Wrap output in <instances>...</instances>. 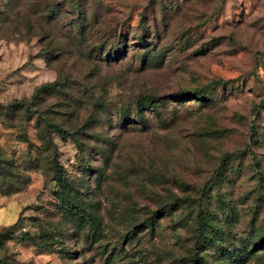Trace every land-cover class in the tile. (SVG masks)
I'll return each instance as SVG.
<instances>
[{"label": "rangeland", "instance_id": "obj_1", "mask_svg": "<svg viewBox=\"0 0 264 264\" xmlns=\"http://www.w3.org/2000/svg\"><path fill=\"white\" fill-rule=\"evenodd\" d=\"M0 233V264H264V0H0Z\"/></svg>", "mask_w": 264, "mask_h": 264}, {"label": "trees", "instance_id": "obj_2", "mask_svg": "<svg viewBox=\"0 0 264 264\" xmlns=\"http://www.w3.org/2000/svg\"><path fill=\"white\" fill-rule=\"evenodd\" d=\"M115 52H116V51H115ZM53 161H54V165H55V167H58L55 158H53ZM56 172H57V171H56ZM57 180L60 181V180H61V177L59 176V177L57 178ZM0 234H1V233H0Z\"/></svg>", "mask_w": 264, "mask_h": 264}]
</instances>
